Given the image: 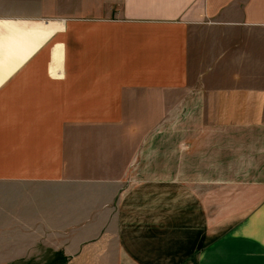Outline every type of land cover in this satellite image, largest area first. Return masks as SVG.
I'll use <instances>...</instances> for the list:
<instances>
[{
	"label": "crops",
	"instance_id": "obj_1",
	"mask_svg": "<svg viewBox=\"0 0 264 264\" xmlns=\"http://www.w3.org/2000/svg\"><path fill=\"white\" fill-rule=\"evenodd\" d=\"M6 3L0 264H264V0Z\"/></svg>",
	"mask_w": 264,
	"mask_h": 264
},
{
	"label": "rangeland",
	"instance_id": "obj_2",
	"mask_svg": "<svg viewBox=\"0 0 264 264\" xmlns=\"http://www.w3.org/2000/svg\"><path fill=\"white\" fill-rule=\"evenodd\" d=\"M2 5L5 7L4 9L7 10V8H10L12 6V3L7 4L6 0H0V9L2 8ZM28 7H32V5L28 4ZM140 126L142 127V125H140ZM120 130L121 131H128V126H124ZM137 174H139V173H137ZM140 175H141V173H140ZM68 262H69L68 258L66 256H64L63 252L58 251V252L54 253L50 250L43 249L42 253H41L40 263L29 262V263H25V264H68ZM186 264H196V261H190Z\"/></svg>",
	"mask_w": 264,
	"mask_h": 264
},
{
	"label": "bare ground",
	"instance_id": "obj_3",
	"mask_svg": "<svg viewBox=\"0 0 264 264\" xmlns=\"http://www.w3.org/2000/svg\"><path fill=\"white\" fill-rule=\"evenodd\" d=\"M9 31L12 32L11 35H14V36H15L14 39H15V43H16V32H15V27L12 26V28H9ZM27 35H29L30 38H32V37H34V36L37 35V32H36V31H31V32L28 33ZM42 35H43V34H42ZM1 46H2V44L0 43V48H1ZM13 47H14V44H13V43H12L11 45L7 46V48L11 49V52H13V50H12ZM7 48H5V51H6V52L9 51V49H7ZM11 52H10V53H11ZM0 53H1V51H0ZM0 65H1V63H0ZM11 72H12V71H10V72L8 73V75H9Z\"/></svg>",
	"mask_w": 264,
	"mask_h": 264
}]
</instances>
